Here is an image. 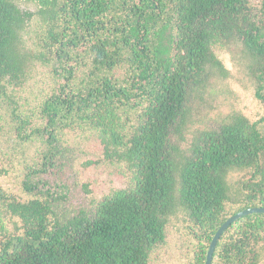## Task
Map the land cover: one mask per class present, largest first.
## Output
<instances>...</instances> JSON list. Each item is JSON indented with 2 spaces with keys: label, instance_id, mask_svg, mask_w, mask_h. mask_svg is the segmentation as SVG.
Listing matches in <instances>:
<instances>
[{
  "label": "trees",
  "instance_id": "obj_1",
  "mask_svg": "<svg viewBox=\"0 0 264 264\" xmlns=\"http://www.w3.org/2000/svg\"><path fill=\"white\" fill-rule=\"evenodd\" d=\"M233 77L264 104V0H0V264H206L264 208ZM101 168L124 185L74 202ZM212 264H264V214Z\"/></svg>",
  "mask_w": 264,
  "mask_h": 264
},
{
  "label": "rangeland",
  "instance_id": "obj_2",
  "mask_svg": "<svg viewBox=\"0 0 264 264\" xmlns=\"http://www.w3.org/2000/svg\"><path fill=\"white\" fill-rule=\"evenodd\" d=\"M215 51L220 60H222L230 69L231 73L235 75L236 70L233 69L229 54L225 49L217 46ZM225 93L220 97L223 110H230L233 107L241 109L244 114L248 115L253 121H259L264 118V104L257 100L251 90H246L242 87L235 77L229 79L223 85L219 86ZM71 174V173H70ZM68 176V175H67ZM80 184H88L92 190V194H86L83 186H78L73 190V201L84 203L90 199H100L111 191L122 187L125 183V178L122 174L113 169H88L80 176ZM166 261L165 259H163ZM160 264H171L168 259L167 263L160 261Z\"/></svg>",
  "mask_w": 264,
  "mask_h": 264
},
{
  "label": "water",
  "instance_id": "obj_3",
  "mask_svg": "<svg viewBox=\"0 0 264 264\" xmlns=\"http://www.w3.org/2000/svg\"><path fill=\"white\" fill-rule=\"evenodd\" d=\"M255 214H264V208H252V209H247L244 210L242 212L237 213L236 215L232 216L230 219H228L222 226L221 228L218 230V232L216 233V235L214 236L211 245H210V249L208 251V255H207V262L206 264H212V260H213V256L216 250V247L219 243V241L221 240L222 236L224 235V233L234 224L236 223L238 220L249 216V215H255Z\"/></svg>",
  "mask_w": 264,
  "mask_h": 264
}]
</instances>
